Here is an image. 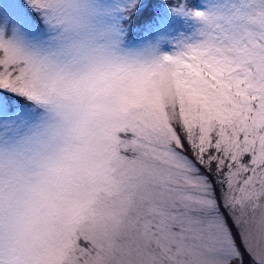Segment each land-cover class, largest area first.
I'll use <instances>...</instances> for the list:
<instances>
[{
    "label": "snow or ice",
    "instance_id": "obj_1",
    "mask_svg": "<svg viewBox=\"0 0 264 264\" xmlns=\"http://www.w3.org/2000/svg\"><path fill=\"white\" fill-rule=\"evenodd\" d=\"M116 2L120 23L137 0ZM11 3L17 21L44 23L50 0ZM194 15L203 39L162 57L163 103L113 131L87 198L38 264H264V0ZM6 35L0 128L29 94Z\"/></svg>",
    "mask_w": 264,
    "mask_h": 264
},
{
    "label": "rangeland",
    "instance_id": "obj_2",
    "mask_svg": "<svg viewBox=\"0 0 264 264\" xmlns=\"http://www.w3.org/2000/svg\"><path fill=\"white\" fill-rule=\"evenodd\" d=\"M22 2V0H21ZM222 0H50L44 23L17 21L0 0L4 43L27 62L29 94L0 128V261L38 264L60 244L111 136L163 103L162 57L203 39L195 10Z\"/></svg>",
    "mask_w": 264,
    "mask_h": 264
}]
</instances>
